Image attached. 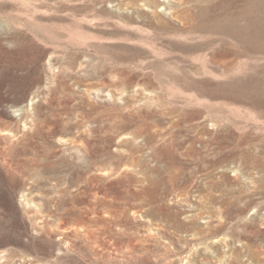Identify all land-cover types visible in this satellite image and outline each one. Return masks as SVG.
Here are the masks:
<instances>
[{
	"label": "rangeland",
	"instance_id": "rangeland-1",
	"mask_svg": "<svg viewBox=\"0 0 264 264\" xmlns=\"http://www.w3.org/2000/svg\"><path fill=\"white\" fill-rule=\"evenodd\" d=\"M0 264H264V0H0Z\"/></svg>",
	"mask_w": 264,
	"mask_h": 264
}]
</instances>
